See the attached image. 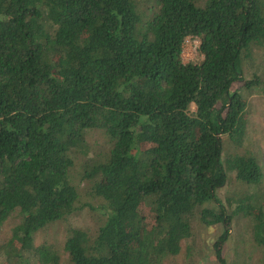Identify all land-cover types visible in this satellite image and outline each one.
Here are the masks:
<instances>
[{
	"label": "trees",
	"instance_id": "trees-1",
	"mask_svg": "<svg viewBox=\"0 0 264 264\" xmlns=\"http://www.w3.org/2000/svg\"><path fill=\"white\" fill-rule=\"evenodd\" d=\"M187 37L197 60L182 63ZM262 51L264 0H0V228L17 216L5 262L161 264L199 211L223 227L213 251L225 264L231 216L215 192L228 171L248 185L262 174L251 155L223 165L221 136L243 140L245 102L231 89L251 84L241 61ZM91 131L111 144L96 158ZM76 155L103 222L69 229L61 263L33 236L76 209ZM237 201L264 250V191ZM209 202L215 212L200 209Z\"/></svg>",
	"mask_w": 264,
	"mask_h": 264
},
{
	"label": "rangeland",
	"instance_id": "rangeland-1",
	"mask_svg": "<svg viewBox=\"0 0 264 264\" xmlns=\"http://www.w3.org/2000/svg\"><path fill=\"white\" fill-rule=\"evenodd\" d=\"M196 60L195 51L189 44L183 52L181 61L187 63ZM241 69L245 81L251 84L243 89L242 83H238L231 91L237 90L245 102V132L239 144H232L225 136H221V158L223 165L227 167V161L231 156L251 155L260 167L262 179L258 185H248L237 181L234 173L228 171L225 185L215 192V197L224 207L226 214L231 216L229 235L220 247V254L225 264H264V250L255 243L252 236L253 220L243 211L237 210L238 201L235 202V199L241 197L243 200L258 204L264 191V51L255 55L253 60H242ZM84 141L87 158H96L104 154L111 145L105 135L99 131L88 132ZM84 160V157L76 155L70 170V178L80 193L74 212L62 221L46 225L33 236L34 246L49 247L58 255L61 263L67 259L63 251V243L69 229L93 232L103 222L102 201L88 194V183L81 178ZM228 198L232 201L230 205L226 203ZM200 209L216 211L212 202L205 203ZM16 222L15 214L4 222L0 228V246L6 243L10 229ZM190 225V236L180 242L178 254L163 259L161 264H218L213 245L222 232V225H204L200 222L199 211L193 214ZM30 263L35 264L33 261ZM0 264H7L2 253H0Z\"/></svg>",
	"mask_w": 264,
	"mask_h": 264
},
{
	"label": "built area",
	"instance_id": "built-area-1",
	"mask_svg": "<svg viewBox=\"0 0 264 264\" xmlns=\"http://www.w3.org/2000/svg\"><path fill=\"white\" fill-rule=\"evenodd\" d=\"M189 44H191V47L193 48L194 51L196 50L197 45H198L197 41L194 38H191V37L185 38L181 45V55H180L181 59H182V55H183L185 48L189 47Z\"/></svg>",
	"mask_w": 264,
	"mask_h": 264
}]
</instances>
